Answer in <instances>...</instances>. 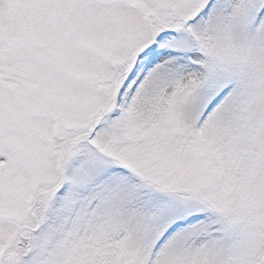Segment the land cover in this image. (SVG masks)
<instances>
[{"label": "snow or ice", "instance_id": "obj_1", "mask_svg": "<svg viewBox=\"0 0 264 264\" xmlns=\"http://www.w3.org/2000/svg\"><path fill=\"white\" fill-rule=\"evenodd\" d=\"M0 264H264V0H0Z\"/></svg>", "mask_w": 264, "mask_h": 264}]
</instances>
